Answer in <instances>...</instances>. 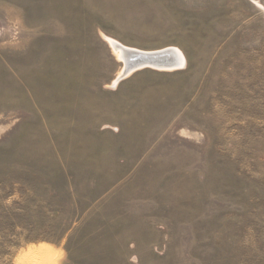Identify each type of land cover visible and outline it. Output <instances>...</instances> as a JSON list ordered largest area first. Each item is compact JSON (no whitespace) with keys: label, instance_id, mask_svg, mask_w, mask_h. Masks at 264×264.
Wrapping results in <instances>:
<instances>
[{"label":"rangeland","instance_id":"1","mask_svg":"<svg viewBox=\"0 0 264 264\" xmlns=\"http://www.w3.org/2000/svg\"><path fill=\"white\" fill-rule=\"evenodd\" d=\"M263 8L0 0V264H264ZM116 11L185 67L103 76Z\"/></svg>","mask_w":264,"mask_h":264},{"label":"crops","instance_id":"2","mask_svg":"<svg viewBox=\"0 0 264 264\" xmlns=\"http://www.w3.org/2000/svg\"><path fill=\"white\" fill-rule=\"evenodd\" d=\"M119 9H125V8L120 7ZM119 11L114 12L113 16H111V19H109L110 20L109 22H111V24H108L109 26L108 29H111L112 33L101 30L102 36L100 35L103 42H105L103 43V45H104L106 56H107L106 59L103 61L104 62V65H103L104 69L102 68V72L104 71L103 76L107 75V76L113 77L112 78L113 80L116 79L120 71H122L125 68V64L123 63L122 65L123 68L121 67L118 71V67H119L118 63L122 61H120L114 54L113 47L111 46L110 42L107 40L108 38L116 42V46L121 45L128 49H133V50H138V51H143V52L147 51V50L139 49L138 47L135 46L137 45L136 43L131 42L130 36H132V32H130V29L128 27H126V23H125L126 18L124 17V12H119ZM112 54L114 55V57L112 56ZM184 58H185V55H184ZM184 65H186V58L184 59ZM184 65L179 66L176 70L183 69L185 67ZM141 69L133 70V71H130L129 73H127L125 70V75L118 81V84L121 83L129 75ZM98 92H102V90H98ZM113 94H115V92ZM118 114L120 115L121 112H119Z\"/></svg>","mask_w":264,"mask_h":264},{"label":"bare ground","instance_id":"3","mask_svg":"<svg viewBox=\"0 0 264 264\" xmlns=\"http://www.w3.org/2000/svg\"><path fill=\"white\" fill-rule=\"evenodd\" d=\"M108 41L110 42L111 46L113 47V50H114V53L117 55L118 59L122 60L124 63H125V66L130 64L128 63V60H130V56L127 55V56H124L123 52L121 51V48L119 46H116V42H114L113 40L109 39L108 38ZM144 53H147V54H150V55H155V54H164V53H169L173 56V61L175 62L174 65H170L168 67L164 66V65H148L146 67H143V68H154V69H159V70H174V69H177L179 66H182L184 65V58H183V55L180 53V51H178L177 49H173V48H168V49H165L161 52H144ZM171 61V62H173ZM171 62H169L168 64H171ZM162 64V63H160ZM139 65H135V66H129L128 69H125L127 73H129L130 71H133V70H137V69H141L138 67ZM185 66V65H184ZM125 70L122 71L121 75L114 81V84L116 82H118L124 75H125Z\"/></svg>","mask_w":264,"mask_h":264},{"label":"water","instance_id":"4","mask_svg":"<svg viewBox=\"0 0 264 264\" xmlns=\"http://www.w3.org/2000/svg\"><path fill=\"white\" fill-rule=\"evenodd\" d=\"M118 46L121 48V51L123 52L124 56L129 55L131 57L130 60H128V63L130 64L126 65L125 69H128L129 66H135V65H139L138 66L139 68H143V67L148 66L149 64L152 66L164 65L166 67L175 64V62L173 61L174 60L173 56L169 53H164L161 55L159 54L150 55V54L144 53L143 51L128 49L121 45H118ZM169 62H171V64H168Z\"/></svg>","mask_w":264,"mask_h":264}]
</instances>
